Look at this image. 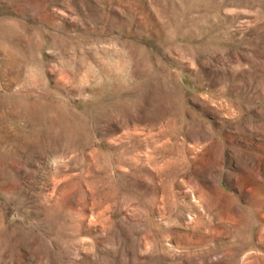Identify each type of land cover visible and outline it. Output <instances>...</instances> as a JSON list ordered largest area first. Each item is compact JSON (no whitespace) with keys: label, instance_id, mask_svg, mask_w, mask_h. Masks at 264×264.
<instances>
[{"label":"rangeland","instance_id":"rangeland-1","mask_svg":"<svg viewBox=\"0 0 264 264\" xmlns=\"http://www.w3.org/2000/svg\"><path fill=\"white\" fill-rule=\"evenodd\" d=\"M0 264H264V0H0Z\"/></svg>","mask_w":264,"mask_h":264}]
</instances>
